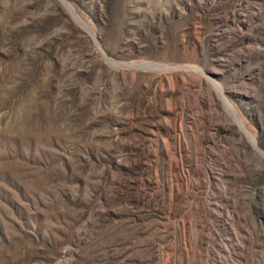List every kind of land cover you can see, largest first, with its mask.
<instances>
[{"label":"rangeland","instance_id":"rangeland-1","mask_svg":"<svg viewBox=\"0 0 264 264\" xmlns=\"http://www.w3.org/2000/svg\"><path fill=\"white\" fill-rule=\"evenodd\" d=\"M0 38H264V0H0ZM0 264H264V39H0Z\"/></svg>","mask_w":264,"mask_h":264},{"label":"bare ground","instance_id":"bare-ground-1","mask_svg":"<svg viewBox=\"0 0 264 264\" xmlns=\"http://www.w3.org/2000/svg\"><path fill=\"white\" fill-rule=\"evenodd\" d=\"M66 3H67V2H66ZM67 5L69 6V8H70L71 11H74L73 8H72L68 3H67ZM73 14H75V13H73ZM76 16H77V15H76ZM252 140H253V139H252ZM253 141H254V140H253Z\"/></svg>","mask_w":264,"mask_h":264}]
</instances>
